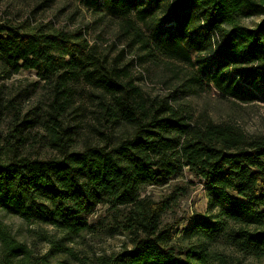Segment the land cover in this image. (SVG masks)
Instances as JSON below:
<instances>
[{
  "label": "trees",
  "instance_id": "obj_1",
  "mask_svg": "<svg viewBox=\"0 0 264 264\" xmlns=\"http://www.w3.org/2000/svg\"><path fill=\"white\" fill-rule=\"evenodd\" d=\"M79 2L121 20L150 61L161 57L188 68L177 93L214 91L236 103L264 101V20L253 29L239 22L264 15V0ZM86 41L63 32L24 33L0 23L3 78L33 71L48 85L43 129L58 154L18 156L13 145L25 143L26 136L20 137L22 131L13 125L8 154L0 147V211L78 235L89 229L87 219L96 207L106 206L113 218L126 220L123 227L133 236V247L102 264H238L237 257L210 249L220 238L242 258L264 261V136L245 135L212 120L194 121L189 104L176 96L172 101L145 98L120 74L122 67L104 65ZM84 80L102 93L104 121L110 127L124 124L131 133L110 146L69 151L70 131L61 120L66 93L72 83ZM184 170L203 183L207 206L205 214L187 220L179 235L176 231L175 239L173 227L162 222L173 195L154 203L141 198V192L164 187ZM0 245V264L28 262L26 247L1 223Z\"/></svg>",
  "mask_w": 264,
  "mask_h": 264
},
{
  "label": "rangeland",
  "instance_id": "obj_2",
  "mask_svg": "<svg viewBox=\"0 0 264 264\" xmlns=\"http://www.w3.org/2000/svg\"><path fill=\"white\" fill-rule=\"evenodd\" d=\"M263 20L264 15H255L242 18L239 22L253 29ZM0 23L10 24L24 33L44 30L81 37L87 40L88 47L93 49L95 57L104 65L116 63L118 68L122 67L120 74L140 87L145 98L176 96L174 99L178 102L189 104L194 121L212 120L231 125L245 135L264 136L263 100L243 104L222 98L214 91L189 95L177 93L175 88L188 76V68L161 57L150 61L144 57L139 45L130 39V33L126 31L128 27L121 20L105 12H91L79 0H0ZM147 29L143 27L146 34ZM72 84L66 93L65 113L61 118L64 127L70 131L68 135L72 148L69 151H82L85 146H110L119 138L129 136L131 129L126 125L110 127V123L104 121L99 105L103 96L92 83L84 80ZM50 93L48 85L38 81L33 71H20L5 79L0 69L2 153L8 154L10 130L13 125H18L17 129L22 131L20 137L26 136L25 143L13 145L16 150L12 149L18 156L31 159L58 157L43 129L49 112ZM174 99L170 98L171 101ZM142 191L141 198H149L154 203L173 195L162 222L165 227H173L175 239L189 218L206 213L207 199L203 183L186 170L164 187L149 186ZM125 221L123 218H113L106 206H97L87 219L88 230L78 235H67L49 226L30 224L18 216L0 211V223L10 237L24 245L29 252L26 264H102L104 259L133 247V236L123 227ZM210 249L224 256L237 257L238 264H264L263 260L237 255L226 244L225 238L213 242Z\"/></svg>",
  "mask_w": 264,
  "mask_h": 264
}]
</instances>
